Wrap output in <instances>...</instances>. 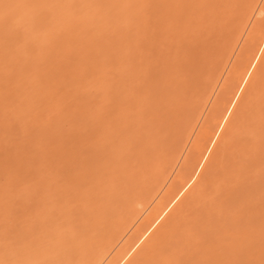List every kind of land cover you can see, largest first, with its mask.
<instances>
[{
	"label": "rangeland",
	"instance_id": "rangeland-1",
	"mask_svg": "<svg viewBox=\"0 0 264 264\" xmlns=\"http://www.w3.org/2000/svg\"><path fill=\"white\" fill-rule=\"evenodd\" d=\"M97 259L264 264V0H0V264Z\"/></svg>",
	"mask_w": 264,
	"mask_h": 264
},
{
	"label": "bare ground",
	"instance_id": "bare-ground-1",
	"mask_svg": "<svg viewBox=\"0 0 264 264\" xmlns=\"http://www.w3.org/2000/svg\"><path fill=\"white\" fill-rule=\"evenodd\" d=\"M99 259H100V260H102L101 256L99 257ZM100 260H98V259H97V260L95 261V263H94V264H97V263L99 264V262H98V261H100ZM100 264H101V261H100ZM112 264H113V263H112Z\"/></svg>",
	"mask_w": 264,
	"mask_h": 264
}]
</instances>
